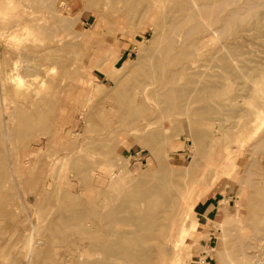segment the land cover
I'll use <instances>...</instances> for the list:
<instances>
[{"label":"rangeland","instance_id":"rangeland-1","mask_svg":"<svg viewBox=\"0 0 264 264\" xmlns=\"http://www.w3.org/2000/svg\"><path fill=\"white\" fill-rule=\"evenodd\" d=\"M4 1L8 8L6 14L0 13V170L15 175L13 181L1 179L0 264H61L60 258L78 250L99 264H132L139 260L137 256L97 249L98 232L94 238L78 232L80 225L93 228L98 216L85 219L78 227L65 224L61 216L67 213L65 206L76 201L89 205L107 200L114 206L126 191L143 189L157 179H170L176 196L162 213L169 222L163 220L164 240L158 252L165 253L137 264H171L172 258H179L173 253L176 232L170 239L166 237L178 202L191 187L190 218L197 224L186 223L188 241L180 247V260L175 264H202L205 255L208 264H264V145L258 146L264 139V116L254 120L264 101L246 95L252 82L250 86L255 84L264 96V20L258 24L261 31L248 23L214 39L228 59L222 63L224 70L210 69L211 74H223L224 84L210 98L207 114L161 116L159 105L148 98L152 87L129 79L139 73L140 60L150 54L147 46L158 51L162 45V32L169 26L166 4L153 16L144 15L141 5L137 9L125 0H45L46 7L44 0ZM239 1L228 9L245 5L246 0ZM254 1L264 6V0ZM76 13L78 23L70 19L76 24L62 29L61 23L66 25V18L77 17ZM103 15L109 16V22ZM26 26L32 30L29 34ZM235 41L240 42L238 51L232 46ZM245 62L258 67L243 83L232 72H245ZM12 75L20 77L16 80ZM126 83L128 88L139 87L146 97L131 103L141 110L137 116L124 117L129 102L117 100ZM21 112L34 116L36 124L21 125ZM12 114L15 121L9 119ZM5 121L23 129L25 135L9 133L7 140ZM142 125L152 129L141 130ZM162 127L170 130L164 133ZM157 138L163 140L153 153L150 147H155ZM226 143L238 155L230 178L217 176L212 169L217 159H223ZM26 153H31L28 166L22 162ZM88 163L96 174L93 179H84ZM17 164L19 172L15 173ZM206 164L208 168L198 179ZM131 182L136 184L129 185ZM70 194L72 199L67 197ZM207 208L213 210L207 214ZM225 213L232 219L223 221ZM27 216L32 223H25ZM102 228L109 231L106 223ZM30 230L38 239V250L28 262Z\"/></svg>","mask_w":264,"mask_h":264},{"label":"bare ground","instance_id":"bare-ground-1","mask_svg":"<svg viewBox=\"0 0 264 264\" xmlns=\"http://www.w3.org/2000/svg\"><path fill=\"white\" fill-rule=\"evenodd\" d=\"M125 1L132 7L139 8L141 5L140 10L142 13H144V15L151 14L153 16H157L159 7H161L163 4H166L167 6L165 10H167L168 13L167 16L169 18V26L167 29H165V31L162 32V45L158 46L160 47V49L158 51H155V49H153V45L147 46V49L150 51V54L146 55L140 60V64L142 65L139 73H137L136 75L134 74V76L129 79L134 80L135 84H142L152 87L151 96L148 98H150L152 101L156 102L159 105L161 116H166L175 113L183 114L185 112H190L189 115L196 117H200L207 114V112L209 111L208 104L210 98L214 95L217 96L224 84L222 79L223 74L220 72L211 74L210 69L215 66L220 69H225L226 66L224 67L222 63H225V61L228 59L227 56H225L226 54L224 55L225 52L222 51L223 54L219 52V47L216 46L214 39L223 36L226 33L228 34V32H233L238 28H242L248 23L253 24L257 32L261 31L258 24L264 20V6L254 0H246L245 5L239 6L238 8L234 9H228V7L231 4H235L236 6V4L240 2L239 0H147L145 2H142L143 0ZM4 2V0H0V8L3 5V7L0 9V13L2 14H6L8 8L7 6H5ZM38 2L40 1L38 0ZM44 2L45 0L43 1V3ZM46 3H44V7L49 5H46ZM260 6L263 7L260 8ZM77 15V17H73L74 19H67L66 17H62L63 19L66 18V25L64 23H61L63 25V28L62 26L61 28L64 29V26H67L66 28L68 29L78 23L77 18L79 17V14ZM105 16V19L109 17L107 15ZM58 18L61 19L60 16ZM75 18L77 20H75ZM70 19L75 20L76 23L74 21L73 22L75 24L72 23V20L70 21ZM109 19L110 18H108L106 22ZM62 21L64 22V20ZM1 30L2 29L0 28V32ZM26 30L27 34L32 32V30L28 27L26 28ZM238 43L240 44L239 41ZM238 43H236V41L232 43V46H234L235 51H238L241 48V46L239 48ZM220 47L223 48V44L220 45ZM230 50H232V48ZM249 59V61H253V59ZM242 66L244 67L243 70H245V72L239 74V72H236L235 70L232 72V74L236 78L243 79L242 82L246 83L248 82L250 75H252V71L254 69H257L258 65L246 63ZM115 68H117L115 69V71H119L120 69L118 67ZM112 71H114L113 68ZM110 76L112 77L111 74ZM11 77H15L14 79H16L20 76L12 75ZM211 77H214L216 79L211 82ZM249 83H247V85ZM251 84L252 82L247 87L248 93H246V95L250 97L260 98L264 101V96L259 94V88H257L255 84L250 86ZM18 86H21V83L20 85L18 83ZM41 87V89L43 90V86ZM39 90L40 89H38V91ZM38 91L35 92L38 94ZM40 91L39 93L41 94ZM23 94V96H25L26 92L24 91ZM37 98L38 97L36 96V99ZM117 98L120 104L124 102H129L128 105H125L124 117H133L139 115L141 111L139 106L135 107L131 105V103L138 102L139 100L140 102H143L146 99V97H142V90L139 87L128 88V83L124 85V90H122V92ZM196 103H199V107L194 108L193 105ZM263 111L264 105L260 107L255 114L254 120L256 122L258 120H262L261 118L264 116ZM14 117L15 116H13L12 114L9 119L12 120ZM20 120L21 125L25 124L28 126H34V124H36L34 116H32L31 114L21 112ZM13 127L14 126L8 125L6 121L4 122L3 129L7 140L8 136H10L9 133H13L16 136L20 135L21 133L22 135H25V131H22L23 129H15ZM140 127L141 130L147 129L149 130V132L152 129L148 127V125H142ZM161 129H163L164 133H168V131L170 130L168 127H162ZM162 140L163 139L159 138L158 140L153 141L155 147H150L151 152L156 153L157 148L160 145L159 143ZM235 140H238V138L236 137ZM146 141L149 142L148 139H146ZM260 145H264V139H261L259 141L258 146ZM224 148L226 150V153L223 159H217L214 163V168L212 169L214 171V174H216L217 176H225L230 178L235 171V160L237 159L238 155L236 157V154H234L235 150L230 148L228 143L225 144ZM30 156L31 153L24 154L22 161L23 165L26 164L25 166H28L27 164L30 163ZM14 162L16 163V161ZM0 165H3L2 157H0ZM164 166L165 165H163V167ZM207 168L208 167L206 164V166L203 168V170H201L200 174L198 175V179L203 176L204 171ZM18 169L19 168L17 164V169H15V173ZM84 170L88 171L84 179H93L96 175L94 173L93 166L89 163L84 165ZM14 175V172H11V175L7 176L4 170H0V187L3 186V182L1 181V179H12L10 181H13ZM170 181V179H157V181L149 184L143 189L138 188L137 190L126 191L118 199L119 203L114 206H111L110 202L107 200L102 201V204L92 203L89 205H85V203L83 204L76 201V203L70 204L69 207L67 205L65 206L68 210L66 214L61 216V220L64 221V223L67 225H76L78 227V225L81 224V222H83L85 219L89 217L98 216L96 220V225L93 228L83 227L81 225L78 228V232L84 234L86 237L94 238L96 237V235L100 237L99 240H95V246L97 247V249H101L104 251H113L114 253H117L118 255L123 257H131L132 255L137 256L139 260H133L132 264H137L138 261L145 263L151 260H155L157 253H165L164 250L158 252L160 244L164 240V238L162 239V232L165 230V228L163 227L164 221L167 223V225L169 222H167V217L163 219L162 213L165 212V207H168L170 204H174L176 200V196L173 195L174 186L170 184ZM116 182L117 181H115V183ZM135 184L136 183L132 182L129 183V185ZM191 190L192 187L186 190V192L180 198L178 202V209L173 218L171 219L172 224L170 223L169 232L166 237V239H170L172 235L176 232L177 237L175 238V242L173 244V253L176 258H179L177 260H173L172 258V261L170 262L171 264H175V261L179 263V249L180 247L184 246L185 243L188 241L189 234L187 233H189V228H187L188 225L186 226V223L190 221L191 225L196 226L197 224V221L195 219L190 218L193 206L190 196L192 192ZM197 194L199 195V193ZM10 195H12V193H10ZM67 197H70L69 199H72L71 194ZM106 199L109 200L111 199V197H107ZM22 206H25V203ZM16 212L17 211H15V213ZM61 212L63 211L61 210ZM234 217V220L238 219L237 214ZM229 218L231 220L232 216L228 213H225L223 221ZM24 220L26 221V224L28 223V221L30 223H32L31 221H33L32 219H30L29 216H27ZM103 223H106L107 226H109V231L107 233L104 232L102 228ZM119 224L129 225V227L122 228ZM32 227L34 231L37 229L34 226ZM31 232L27 236L30 240L26 252L28 262L33 260L32 256L35 250L37 249L35 245H37L38 243V239L35 240L34 238L33 230ZM95 233L97 234L95 235ZM211 249L214 250V248ZM187 253L188 256H191V250H189ZM60 259L62 260L61 262L63 264H99L98 260H92L89 254L83 252L82 250H78L77 254H65L63 256V259ZM201 263L205 264L206 262L204 261Z\"/></svg>","mask_w":264,"mask_h":264},{"label":"crops","instance_id":"crops-1","mask_svg":"<svg viewBox=\"0 0 264 264\" xmlns=\"http://www.w3.org/2000/svg\"><path fill=\"white\" fill-rule=\"evenodd\" d=\"M0 28H1V26H0ZM208 209H209V208H207V210H208ZM210 209H211V208H210ZM207 210H206V211H207ZM212 210H213V209H212ZM212 210H210V211H212ZM210 211L208 210V211H207V214H209ZM206 257H207L206 255L203 256L205 262H207V258H206Z\"/></svg>","mask_w":264,"mask_h":264}]
</instances>
